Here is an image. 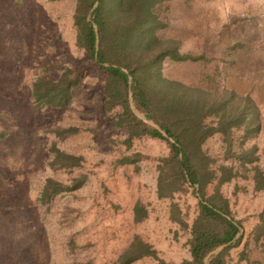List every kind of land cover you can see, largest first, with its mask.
<instances>
[{
	"label": "rangeland",
	"instance_id": "1",
	"mask_svg": "<svg viewBox=\"0 0 264 264\" xmlns=\"http://www.w3.org/2000/svg\"><path fill=\"white\" fill-rule=\"evenodd\" d=\"M72 12L70 0H23L20 5L0 0V129L8 132L0 140V264H112L134 235L149 243L158 258L131 264H179L190 258L188 233L169 220V199L157 197L156 161L145 159L138 170L114 164L135 151L163 156L168 147L151 138L136 139L130 148L120 142L124 130L113 128L114 116L105 110L104 71L75 45ZM164 15L163 37H178L181 51L208 58L201 67L205 78L216 73L219 89L249 93L256 101L260 130L244 142L235 137L233 148L255 145L256 162L264 171V0H180ZM164 64L168 75L185 80L195 70L181 73L169 68L168 61ZM60 66L83 68L72 100L62 109L34 108L29 101L32 79L56 78ZM67 127L77 132L55 137L54 129ZM52 142L82 156V167L51 169ZM204 147L221 159L226 145L215 134ZM80 172L88 176L82 187L59 195L46 217L34 212L46 176L69 180ZM244 175L222 191L244 219L245 240L258 221L264 190L254 192L250 174ZM181 196L190 222L195 199L190 193ZM138 200L148 217L134 223L132 207ZM242 247L232 250L231 264H246L237 262ZM249 249L250 262L258 264L264 254L253 244Z\"/></svg>",
	"mask_w": 264,
	"mask_h": 264
},
{
	"label": "trees",
	"instance_id": "2",
	"mask_svg": "<svg viewBox=\"0 0 264 264\" xmlns=\"http://www.w3.org/2000/svg\"><path fill=\"white\" fill-rule=\"evenodd\" d=\"M14 1L20 5L23 0ZM70 1L75 45L104 71L105 110L114 116L113 128L124 130L125 137L120 142L130 148L136 139L151 138L165 142L168 147L163 156L151 158L135 151L121 155L114 164L132 165L138 170L139 162L156 161L157 197L169 199V220L188 233L186 244L190 258L179 264H231L232 250L241 244L237 262L245 260L246 264H252L250 244L264 254V205L257 215L258 221L244 240V219L237 217V211L222 188L239 177H247L244 173L248 172L253 191L264 190V171L256 162V146L233 148L235 137L239 136L244 142L260 130L254 98L249 93H238L227 87L219 89L216 73L205 78L201 72L203 63L208 61L203 53L181 51L182 42L178 37H163L168 24L164 20L165 11L180 0ZM88 18H93L94 22ZM167 61L169 68L181 73L188 67L195 70L187 80L181 76L172 77L170 72L169 75L165 72ZM57 69L56 78L38 75L32 79L29 101L34 108L62 109L72 100L83 68L60 66ZM129 93L133 108L145 119L153 120L156 126L133 112ZM76 132L74 127L54 129L55 137ZM215 134L222 135L226 145L221 159L209 154L204 147ZM7 135L6 130L0 129V140ZM49 150L53 153L48 160L51 169L73 172L82 167V156L60 149L55 142ZM87 178L84 172L69 180L46 176L35 197L34 212L46 217L59 195L73 194ZM185 193L195 199L190 222L180 202L181 194ZM184 201L189 207L187 199ZM132 215L134 223L145 220L148 217L146 205L136 201ZM239 229L241 234L232 242ZM220 246L223 248L216 254ZM145 257L158 258L149 243L134 235L112 264H131ZM256 262L264 264V256Z\"/></svg>",
	"mask_w": 264,
	"mask_h": 264
},
{
	"label": "water",
	"instance_id": "3",
	"mask_svg": "<svg viewBox=\"0 0 264 264\" xmlns=\"http://www.w3.org/2000/svg\"><path fill=\"white\" fill-rule=\"evenodd\" d=\"M88 20H89L91 23L94 22L93 18H88ZM95 32H96V36H97V34H98V28H97L96 26H95ZM106 65H108V64H106ZM130 81H131V77H129V83H130ZM129 104H130V106H131L133 112H134L137 116H139V117H140L141 119H143L144 121H146V122H148V123H150V124L156 126V123H155L153 120H151V119H145L140 113H138V112L133 108L131 93H129ZM196 187L198 188V186H196ZM196 196H197V197L199 196L197 192H196ZM240 234H241V229H239L237 236L234 238V240H232V242H234V241L239 237ZM232 242H230V243H232ZM230 243H227L226 245H229ZM222 248H223V246H220L219 248H217V249L215 250V253L217 254ZM206 264H207V263H206Z\"/></svg>",
	"mask_w": 264,
	"mask_h": 264
}]
</instances>
